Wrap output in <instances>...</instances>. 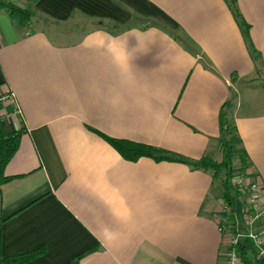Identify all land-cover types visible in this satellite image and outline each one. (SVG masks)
Instances as JSON below:
<instances>
[{
	"label": "crops",
	"instance_id": "crops-1",
	"mask_svg": "<svg viewBox=\"0 0 264 264\" xmlns=\"http://www.w3.org/2000/svg\"><path fill=\"white\" fill-rule=\"evenodd\" d=\"M236 3L257 69L224 0H38L36 17L78 25L63 40L0 10V111L20 112L2 127L21 134L0 186L2 257L225 264L212 171L128 162L103 137L217 159L225 114L264 188V0Z\"/></svg>",
	"mask_w": 264,
	"mask_h": 264
},
{
	"label": "trees",
	"instance_id": "trees-1",
	"mask_svg": "<svg viewBox=\"0 0 264 264\" xmlns=\"http://www.w3.org/2000/svg\"><path fill=\"white\" fill-rule=\"evenodd\" d=\"M38 0H25V4L19 6L4 0H0V10H4L11 20L19 29H25L31 24L37 15L35 4ZM227 3L229 11L238 26L249 55L255 63V68H259L262 62L261 53L254 47L250 37V25L242 16L236 0H224ZM233 78L235 76L233 75ZM264 87V85H263ZM20 133L16 132L12 135L4 133L2 122L0 121V186L13 179L4 175V168L8 161L16 153L19 146ZM221 139L218 142L217 159L201 158L198 160L188 158L179 153L162 149L159 147L148 146L140 143H134L125 140H116L103 137L110 146L128 162H136L141 158L151 159L156 163L169 162L184 164L195 170L212 171L213 179L219 184L220 194L224 202L232 208V202L229 197L230 181L237 176L247 177L252 166L247 157L246 151L242 146L241 140L237 134L236 127L224 114L221 120ZM103 136V135H102ZM236 197H240V191L234 189ZM239 208L245 207V202L240 203ZM226 220L230 226H235L233 214L228 215ZM261 225V222H257ZM227 224V225H229ZM235 233V228H230ZM241 264H264V256H259V250L254 242L249 239L243 241L236 247ZM94 250L77 255L72 260V264H80L83 257L90 254ZM45 254V249H37L35 251L21 253L11 257H2L0 254V264H27Z\"/></svg>",
	"mask_w": 264,
	"mask_h": 264
},
{
	"label": "built area",
	"instance_id": "built-area-1",
	"mask_svg": "<svg viewBox=\"0 0 264 264\" xmlns=\"http://www.w3.org/2000/svg\"><path fill=\"white\" fill-rule=\"evenodd\" d=\"M11 97H13V95H10V98ZM17 114H20L17 110L10 113L1 110L0 121L4 122L6 119H10ZM230 183L234 189L246 194L244 200L245 207L240 208V215L246 232L240 233L235 227L236 225L234 227L230 226L226 217L234 214V212L224 201L222 204V211L218 215L216 221L219 232L225 235L226 239V250L224 252L225 264H241V259L236 247L243 239H251L259 250V256H264V188L258 180L252 179L251 176H237L234 177ZM258 221L261 222V225L257 223ZM231 227L235 228V233H232Z\"/></svg>",
	"mask_w": 264,
	"mask_h": 264
},
{
	"label": "rangeland",
	"instance_id": "rangeland-1",
	"mask_svg": "<svg viewBox=\"0 0 264 264\" xmlns=\"http://www.w3.org/2000/svg\"><path fill=\"white\" fill-rule=\"evenodd\" d=\"M36 21H32L30 25H28L26 28L30 29V31H44L47 32L49 34H51V36H58V37H62V40L64 39V37L66 36V30H71L74 28H77L78 25L76 26H65V25H57L53 22H50L44 18H40V17H35ZM248 82H252L251 85H249L250 88L254 87V85H257L256 82L258 81H248ZM241 89V88H240ZM245 91V89H241L240 92ZM240 197L239 200L236 197V193L234 190V187L231 185L229 188V197L231 199L232 204V210H234L235 213H237L238 218H236V222H237V229L240 233H245L246 231L244 229H246L243 225L242 219H241V215L238 213L239 212V208H237L238 206V201L239 203L244 202L245 200V196L246 194L241 193L240 192ZM244 230V231H243Z\"/></svg>",
	"mask_w": 264,
	"mask_h": 264
}]
</instances>
